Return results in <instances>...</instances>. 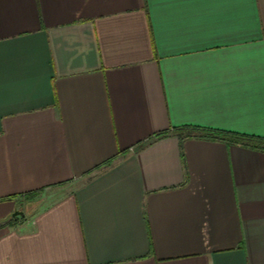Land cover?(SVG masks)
<instances>
[{
	"label": "crops",
	"instance_id": "obj_1",
	"mask_svg": "<svg viewBox=\"0 0 264 264\" xmlns=\"http://www.w3.org/2000/svg\"><path fill=\"white\" fill-rule=\"evenodd\" d=\"M184 126L264 138V0H0V264H264V151Z\"/></svg>",
	"mask_w": 264,
	"mask_h": 264
},
{
	"label": "trees",
	"instance_id": "obj_2",
	"mask_svg": "<svg viewBox=\"0 0 264 264\" xmlns=\"http://www.w3.org/2000/svg\"><path fill=\"white\" fill-rule=\"evenodd\" d=\"M171 132L177 134L180 140L182 141L184 138L206 139L211 141H222L227 144H234L253 150L264 151V138L225 132V131L204 129L195 126H184L180 128H174L170 132H166L164 134H158L155 137H162ZM107 164H109V162L106 163V165ZM39 192L40 191L31 192L24 196H34L37 195ZM15 219H17V217H15ZM12 224H13V220L10 221L7 225L11 226Z\"/></svg>",
	"mask_w": 264,
	"mask_h": 264
},
{
	"label": "rangeland",
	"instance_id": "obj_3",
	"mask_svg": "<svg viewBox=\"0 0 264 264\" xmlns=\"http://www.w3.org/2000/svg\"><path fill=\"white\" fill-rule=\"evenodd\" d=\"M40 198L42 199V195H39L30 200L28 204L21 207L20 212L25 211L29 214L33 213L40 205Z\"/></svg>",
	"mask_w": 264,
	"mask_h": 264
},
{
	"label": "water",
	"instance_id": "obj_4",
	"mask_svg": "<svg viewBox=\"0 0 264 264\" xmlns=\"http://www.w3.org/2000/svg\"><path fill=\"white\" fill-rule=\"evenodd\" d=\"M23 214V212H19V211H17V212H15L14 214H13V217L15 218V217H17V216H19V215H22Z\"/></svg>",
	"mask_w": 264,
	"mask_h": 264
}]
</instances>
